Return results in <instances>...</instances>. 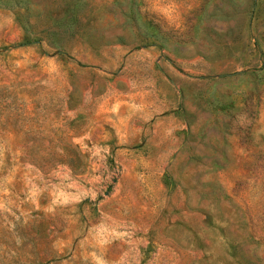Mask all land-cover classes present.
<instances>
[{
    "label": "rangeland",
    "instance_id": "rangeland-1",
    "mask_svg": "<svg viewBox=\"0 0 264 264\" xmlns=\"http://www.w3.org/2000/svg\"><path fill=\"white\" fill-rule=\"evenodd\" d=\"M0 264H264V0H0Z\"/></svg>",
    "mask_w": 264,
    "mask_h": 264
}]
</instances>
